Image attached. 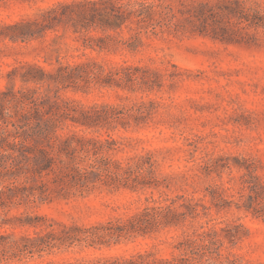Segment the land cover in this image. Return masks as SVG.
Segmentation results:
<instances>
[{"label": "trees", "instance_id": "16d2710c", "mask_svg": "<svg viewBox=\"0 0 264 264\" xmlns=\"http://www.w3.org/2000/svg\"><path fill=\"white\" fill-rule=\"evenodd\" d=\"M59 26L77 34L84 49L110 53L124 46L134 52L141 46L142 36L147 35L191 31L230 42L237 35L242 37L234 31L264 32V9L259 0H213L196 5L181 3L178 7L168 0L58 2L39 10L35 18L7 26L10 31L2 37L28 43ZM124 29L134 32L127 37L108 33ZM97 31L100 36L93 33ZM20 68L22 83L33 86L0 90V211L4 215L12 208L67 199L101 186L131 191L160 186L150 154H136L125 160L111 156L119 147L108 131L146 123L150 111L143 99L130 106L84 107L61 96L69 89L86 93L90 85L152 90L161 82L158 70L127 62L106 67L93 58L84 62L57 61L52 70L28 63ZM16 71L6 75L11 79ZM66 122L76 130L64 131ZM99 130H104L107 137L90 133ZM204 164L199 169L208 171ZM249 190L250 203L245 209L257 215L256 208L264 199L259 188ZM215 193L210 192L211 204L224 207L226 203ZM201 201V197L185 195L147 197L130 216L87 226L20 213L13 221L3 219V225L27 231L19 235L0 232V264H237L236 256L224 251L223 240L234 246L243 237L244 228L229 224L220 229L221 233L211 228L209 221L203 220L208 207ZM171 229L181 232L175 236V252L170 258H157L145 251L129 257L44 259L71 248L110 247Z\"/></svg>", "mask_w": 264, "mask_h": 264}, {"label": "rangeland", "instance_id": "374dc122", "mask_svg": "<svg viewBox=\"0 0 264 264\" xmlns=\"http://www.w3.org/2000/svg\"><path fill=\"white\" fill-rule=\"evenodd\" d=\"M75 1L91 0H0V90L17 91L33 86L20 80V66L25 63L52 70L57 61L84 62L93 58L106 67L127 62L158 70L161 82L152 90L90 85L86 93L69 89L61 96L84 107L130 106L143 99L150 111L146 123L132 124L126 129L117 126L108 131L119 147L111 156L125 160L136 154H150L161 184L157 189L139 191L101 186L67 199L12 208L8 215L0 211V232L25 233L26 229L2 224L3 219L13 221V217L24 212L55 222L87 226L130 216L147 197L195 196L201 197V204L208 207L203 220H208L211 228L219 233L229 224L244 228L243 237L234 246L223 240L224 251L235 255L237 264H264V201L256 208L257 215L245 209L250 203L251 187L259 188L264 199V32L234 31L242 37L237 35L230 42L191 31L160 33L142 36V44L134 52L121 46L110 53L82 48L80 37L62 26L28 43H14L2 37L10 31L7 26L35 18L41 9ZM259 1L264 9V0ZM168 2L178 7L181 3L196 5L213 0ZM133 32L124 29L108 33L127 37ZM93 33L101 35L99 31ZM16 68L18 72L9 79L6 73ZM63 129L76 130L67 122ZM90 133L107 137L104 130ZM204 163L208 171L199 169ZM213 190L226 203L224 207L211 204ZM180 232L160 231L110 247L71 248L44 259L129 257L145 251L157 258H170L175 252V236Z\"/></svg>", "mask_w": 264, "mask_h": 264}]
</instances>
